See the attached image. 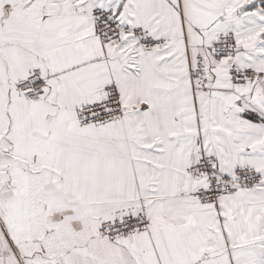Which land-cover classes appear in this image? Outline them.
<instances>
[{"label": "snow or ice", "instance_id": "snow-or-ice-1", "mask_svg": "<svg viewBox=\"0 0 264 264\" xmlns=\"http://www.w3.org/2000/svg\"><path fill=\"white\" fill-rule=\"evenodd\" d=\"M0 264H264V0H0Z\"/></svg>", "mask_w": 264, "mask_h": 264}]
</instances>
